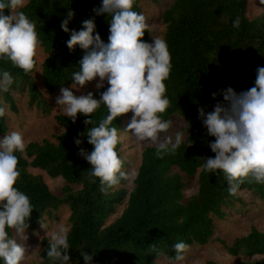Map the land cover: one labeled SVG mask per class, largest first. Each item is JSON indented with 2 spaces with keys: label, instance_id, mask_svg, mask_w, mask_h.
Returning a JSON list of instances; mask_svg holds the SVG:
<instances>
[{
  "label": "trees",
  "instance_id": "16d2710c",
  "mask_svg": "<svg viewBox=\"0 0 264 264\" xmlns=\"http://www.w3.org/2000/svg\"><path fill=\"white\" fill-rule=\"evenodd\" d=\"M101 5L102 0H26L24 7L17 9L35 23L41 42L39 48L44 54L40 75L47 93L72 85L73 73L81 71V60L86 53L79 45L74 50L67 47L72 30H82L83 22L92 19L96 25L93 35L99 33L108 42L111 16L98 14ZM246 5L247 0H173L162 11L161 39L168 44L172 68L164 81L170 106L161 118L169 121L176 115L185 121L186 127L178 131L183 133V143L174 154L166 152L161 157L156 155L157 146L142 150L128 192L122 188L125 179L101 191L99 178L90 175L92 165L78 154L80 148L89 154L94 150L86 133L109 114L104 104L91 116L78 114L75 122L67 116L56 115L54 120L63 130L54 136L55 143L29 142L24 152L15 153L21 172L15 187L29 197L33 207L25 231H33L44 216L51 217V210L65 205L69 211L70 264H85L81 256L84 252L93 256L91 264H156L160 257L176 262L177 253L172 247L175 243L183 241L188 246H203L211 239L214 219L222 220L225 210L242 202L237 194H229L222 172H209L203 167L206 158L215 157L209 147L215 137L208 134L198 109L202 107L207 114L217 103H225L222 91L229 87L237 93L250 89L254 86L257 68L264 67V12L248 20ZM70 10L75 15L69 20L66 33L61 23L68 18ZM133 10L141 12L139 0H135ZM4 14L9 15L10 10L5 9ZM237 17L238 28L233 27ZM142 40L150 42L148 30ZM34 68L25 73L9 59L0 58V73L9 71L14 80L9 91H0V107L16 113L15 96L26 93L29 106L42 115L50 113V104L32 79ZM108 86L97 89L94 98L99 100ZM213 93L217 94L215 98ZM122 117L118 116L110 125L118 129V135ZM86 119H92L93 124L85 125ZM7 131V122L2 116L0 137ZM76 139L82 140V144L77 146ZM120 146L119 142L116 148L119 155ZM125 167L123 163V171ZM28 168L42 171L49 178L62 179L65 183L62 196L53 195L42 178L27 172ZM194 175L196 193L184 202L187 182L183 176ZM234 183L239 185L237 191L247 189L264 200V184L251 176ZM71 186L79 189L73 191ZM121 205L119 216L105 225ZM8 231L12 236V229ZM40 244L38 264H59L47 257L49 242L43 239ZM152 244L162 254L151 251ZM224 249L232 257H259L244 264H264V232L251 228L247 235L236 238ZM0 264H4L2 259Z\"/></svg>",
  "mask_w": 264,
  "mask_h": 264
},
{
  "label": "clouds",
  "instance_id": "9594fccd",
  "mask_svg": "<svg viewBox=\"0 0 264 264\" xmlns=\"http://www.w3.org/2000/svg\"><path fill=\"white\" fill-rule=\"evenodd\" d=\"M134 3L135 0H102L98 14L111 16L107 43L99 33L93 35L96 25L92 19L83 22L82 30H72L67 41L70 50L79 45L86 53L81 60V71L73 73L71 88L78 91L77 85L82 88L99 77L97 89L103 88L105 81L109 85L100 94L101 98L95 99L92 92L76 95L73 90L62 87L56 100L73 122L78 114L91 116L101 104L108 109L107 117L86 133L94 150L89 154L80 148L78 153L92 165L90 175L99 178L101 191L134 175L122 170L124 162L116 150L118 129L110 125L118 116L133 113L127 131L137 141L157 145L158 157L166 152L174 154L183 143V133H177L174 140L171 136L161 139L160 134L172 126L171 121L161 118L170 106L164 81L170 76L171 54L167 42L161 38H154L153 43L142 40L149 25L142 13L133 10ZM22 7L24 0H0V58L9 59L27 73L35 67L41 42L35 23L24 12L17 11ZM5 9L10 10L9 15L4 14ZM74 15L70 10L68 18L61 23L64 32H69L68 23ZM239 26L237 17L233 27ZM13 82L9 71L0 73V91H9ZM212 95L215 98L217 94ZM222 95L225 103H217L213 111L206 114L202 107L198 109L208 134L215 137L209 144L215 157L206 158L203 167L209 172H222L229 194L235 195L239 185L234 182L241 178L251 176L257 183L264 184V67L257 68L253 87L240 93L229 87ZM5 111L0 107V117ZM84 123L92 125L93 120L86 119ZM75 143L79 146L82 140L76 139ZM25 147L21 132L12 131L0 139V259L4 264H22L27 252L25 246L17 242V237L27 239L24 233L33 207L29 197L15 187L21 176L15 153L24 152ZM9 229L14 230L16 238L9 235ZM68 233L69 229L64 226L51 231L46 252L49 260L70 264ZM172 247L177 253L176 259L183 260L182 253L189 246L181 241ZM149 248L162 254L155 244ZM81 256L85 264H91L92 255L84 252Z\"/></svg>",
  "mask_w": 264,
  "mask_h": 264
},
{
  "label": "rangeland",
  "instance_id": "374dc122",
  "mask_svg": "<svg viewBox=\"0 0 264 264\" xmlns=\"http://www.w3.org/2000/svg\"><path fill=\"white\" fill-rule=\"evenodd\" d=\"M173 0H157L156 3H152L150 0H139L140 13H142L146 22L148 23V32L150 42L153 43L154 38H161L164 30V26L161 22L160 15ZM26 0H24V4ZM264 12V3L261 0H247L245 16L248 20L254 19L260 13ZM44 58V54L40 48L37 50L35 57L36 65L32 73V79L37 90L42 94L45 101L51 106V111L48 115H42L35 107L29 106L28 96L26 93L15 96L16 113H11L5 107V119L8 126V131L5 135L10 134L12 131L21 132L25 138V144L29 142H41L47 140L55 143L54 136L59 135L62 132V128L59 127L54 120L56 115L66 116L61 107L57 105V97L61 94V89L55 90L53 93H47L43 86L42 78L40 75V63ZM99 81V77L95 80L86 83L85 86L77 89H72L71 86H67L70 90H73L76 95L87 94L88 92L94 93L97 90L96 84ZM107 82H104V85ZM133 113L129 112L122 115V130L119 135L120 157L126 164L124 171L129 174L135 175L137 167L139 165L140 153L147 147L157 146L147 141H137L136 137L127 131V125L131 121ZM172 122L171 128L166 133H161V139L165 136H171L173 140L180 129L186 127L185 121L176 115L169 118ZM5 135L1 136L2 139ZM27 172L33 175H39L43 182L48 187V190L55 196H62V189L65 183L60 178H49L44 172L36 169H27ZM134 175H130L126 183L122 186L129 191L131 188V181ZM183 180L187 182V187L183 191V201L196 193V176L191 178L183 176ZM73 191L79 189V186H71ZM236 194L241 199L242 204L236 205L230 210H225L226 215L222 220L214 219V231L211 239L203 246L191 245L187 251L182 253L183 260H177L176 262H169L164 257H160L156 260V264H204L205 262H213L214 264H244L251 262L259 258L258 256L232 257L227 255L224 247L230 246L236 238L243 237L248 234L251 228L259 232H264V200H260L256 195L247 189L239 190ZM123 205L116 208L115 213L110 216L106 224L112 222L119 216ZM51 217L44 216L40 222H38L36 228L33 231H25L24 235L27 239L17 237V242L21 243L27 249L26 257L22 261V264H38V253L41 251L42 246L40 242L46 239L50 242L51 231L64 226L69 228L67 218L69 215L68 208L65 205L59 206L55 210L50 211ZM42 224L44 227H42ZM12 237L16 238L14 230H12Z\"/></svg>",
  "mask_w": 264,
  "mask_h": 264
}]
</instances>
